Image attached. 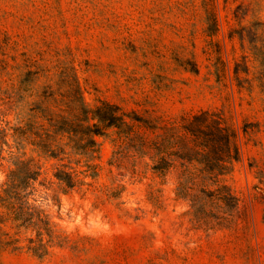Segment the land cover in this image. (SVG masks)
Here are the masks:
<instances>
[{"label": "rangeland", "instance_id": "374dc122", "mask_svg": "<svg viewBox=\"0 0 264 264\" xmlns=\"http://www.w3.org/2000/svg\"><path fill=\"white\" fill-rule=\"evenodd\" d=\"M0 264H264V0H0Z\"/></svg>", "mask_w": 264, "mask_h": 264}, {"label": "trees", "instance_id": "16d2710c", "mask_svg": "<svg viewBox=\"0 0 264 264\" xmlns=\"http://www.w3.org/2000/svg\"><path fill=\"white\" fill-rule=\"evenodd\" d=\"M205 115H207V113H204ZM197 116H194V118L196 119ZM220 132L223 133L224 136V149L228 150L230 147V137H234V133L232 132V134H228V128L226 126L222 127L219 129ZM227 170V166L225 164H222L221 166V173L225 172Z\"/></svg>", "mask_w": 264, "mask_h": 264}]
</instances>
